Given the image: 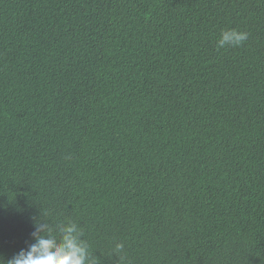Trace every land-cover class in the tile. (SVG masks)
Segmentation results:
<instances>
[{"label": "trees", "instance_id": "16d2710c", "mask_svg": "<svg viewBox=\"0 0 264 264\" xmlns=\"http://www.w3.org/2000/svg\"><path fill=\"white\" fill-rule=\"evenodd\" d=\"M40 215L100 264H264V0H0V258Z\"/></svg>", "mask_w": 264, "mask_h": 264}, {"label": "clouds", "instance_id": "9594fccd", "mask_svg": "<svg viewBox=\"0 0 264 264\" xmlns=\"http://www.w3.org/2000/svg\"><path fill=\"white\" fill-rule=\"evenodd\" d=\"M249 39V33L235 28L223 29L216 40L217 50L238 48ZM58 233L59 239L53 233ZM33 242L21 249L11 259L0 258V264H100L90 252L81 227L72 221H64L51 229L40 215L34 224ZM123 243L114 245V254H121ZM123 262V257L121 258Z\"/></svg>", "mask_w": 264, "mask_h": 264}]
</instances>
